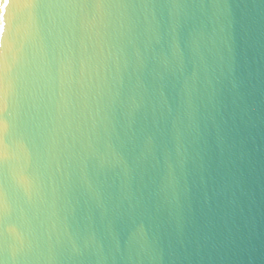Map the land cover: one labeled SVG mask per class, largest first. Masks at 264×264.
Here are the masks:
<instances>
[{
  "label": "water",
  "instance_id": "obj_1",
  "mask_svg": "<svg viewBox=\"0 0 264 264\" xmlns=\"http://www.w3.org/2000/svg\"><path fill=\"white\" fill-rule=\"evenodd\" d=\"M0 23V264H264V0Z\"/></svg>",
  "mask_w": 264,
  "mask_h": 264
},
{
  "label": "snow or ice",
  "instance_id": "obj_2",
  "mask_svg": "<svg viewBox=\"0 0 264 264\" xmlns=\"http://www.w3.org/2000/svg\"><path fill=\"white\" fill-rule=\"evenodd\" d=\"M4 10H5V12L7 10V4L6 3L4 5ZM6 29H7V24L6 23H0V36H2L6 32Z\"/></svg>",
  "mask_w": 264,
  "mask_h": 264
}]
</instances>
